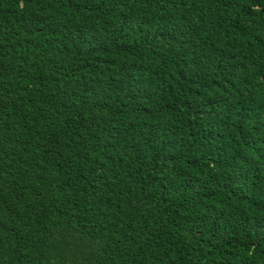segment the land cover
<instances>
[{"label": "trees", "instance_id": "obj_1", "mask_svg": "<svg viewBox=\"0 0 264 264\" xmlns=\"http://www.w3.org/2000/svg\"><path fill=\"white\" fill-rule=\"evenodd\" d=\"M0 264H264V0H0Z\"/></svg>", "mask_w": 264, "mask_h": 264}]
</instances>
